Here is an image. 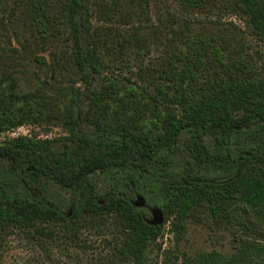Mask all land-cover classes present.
I'll list each match as a JSON object with an SVG mask.
<instances>
[{
	"label": "trees",
	"instance_id": "trees-1",
	"mask_svg": "<svg viewBox=\"0 0 264 264\" xmlns=\"http://www.w3.org/2000/svg\"><path fill=\"white\" fill-rule=\"evenodd\" d=\"M150 2L0 0L2 17H14L13 36L0 32V137L25 125L65 130L0 140V254L14 233L45 251L62 228L112 222L123 263L145 264L168 223L182 233L195 219L229 232L232 253L185 252L181 264H264V75L230 28L197 31L185 19L236 17L264 44V0H174L179 15L159 5L152 33L142 28ZM94 13L121 26L96 27ZM63 39L66 70L84 86L38 75L24 90L27 67L65 77L42 55ZM152 50L164 58L145 84L106 77ZM95 75L104 77L93 88ZM140 191L163 207V226L134 205Z\"/></svg>",
	"mask_w": 264,
	"mask_h": 264
},
{
	"label": "rangeland",
	"instance_id": "rangeland-1",
	"mask_svg": "<svg viewBox=\"0 0 264 264\" xmlns=\"http://www.w3.org/2000/svg\"><path fill=\"white\" fill-rule=\"evenodd\" d=\"M173 7V12L179 15V10L174 0H151L150 2V15L143 19V29L150 31L151 33L160 28L161 23L157 17L158 7L166 6ZM163 10V9H162ZM93 24L96 27L104 26L106 28H112L114 25H103L99 14L94 13L92 15ZM183 18V17H182ZM3 18L0 12V24L2 20L5 21L6 27H0V32L5 34L8 31L10 36H13V28L10 22L14 17ZM184 19V18H183ZM190 20L192 25L199 31L203 29V25L207 26L209 32H219L224 26L230 28L232 33L239 36L242 39V49L240 52L243 57L250 63V65L256 69L259 73L264 75V44L255 40L249 33L245 32L244 23L239 21L236 17L226 16L219 23L215 17L208 18L205 15L193 14L185 18ZM199 21H203L204 24H199ZM234 24V25H231ZM220 24V26H218ZM121 26L116 23L113 27ZM132 28V25H130ZM122 30L128 28L126 25L120 27ZM17 30L24 31L17 23ZM158 31V30H156ZM0 41L9 46L8 40L0 36ZM13 46L19 49L21 47L13 40ZM51 53L46 52L42 55L46 57L48 64L51 66L56 65L59 69L65 70V77L58 74L55 76L52 72L39 71L36 67H27L22 70L20 75L22 88L30 89L32 81H38V75L41 80H47L51 84H57V78L62 84V88L68 91L71 88L83 87V83L75 81L71 75L69 68L70 60L68 53L71 54V45L67 43L65 39L52 48ZM57 58V59H55ZM164 54L161 50L146 51L138 57L137 60L131 62L128 67H123L120 70L117 67H112V72L106 73V77L110 79H120L127 83L145 84L149 79L150 74H154L157 69H160L162 65V59ZM57 60L61 66L57 65ZM48 73V74H47ZM58 73V72H57ZM49 75V76H48ZM62 77V78H61ZM104 75H95L93 78V88L101 83ZM76 82V83H75ZM78 82V83H77ZM65 130L61 127L49 126V125H25L20 127L14 132L6 133L0 137V140L16 138L19 136H38L42 139H55L65 135ZM107 180L102 179L100 186L103 191H106ZM145 201L143 209L149 220L153 219V211H163V207L154 198L150 197L146 191H140L139 194ZM165 224V220L162 226ZM123 235L113 225L112 222L107 224H79L74 227L62 228L57 233L56 239H54L45 251H43L37 242H31L29 239L14 233L6 240L5 246L2 248L0 254V264H127L123 263L120 258L119 249L122 242ZM233 236L225 230H221L215 227L210 221L204 220L203 222H196L195 219L187 224L185 232L178 233L177 230L171 229L170 223L166 225L164 235L160 237L155 243L150 246V249L145 260V264H181L183 253L195 254L196 252L206 251H222L226 254L232 253Z\"/></svg>",
	"mask_w": 264,
	"mask_h": 264
},
{
	"label": "water",
	"instance_id": "water-1",
	"mask_svg": "<svg viewBox=\"0 0 264 264\" xmlns=\"http://www.w3.org/2000/svg\"><path fill=\"white\" fill-rule=\"evenodd\" d=\"M134 205L137 208H143L145 206V201L140 195H138L134 201ZM163 222H164V213L159 210H154L153 219L150 220L149 223L154 226H159L163 224Z\"/></svg>",
	"mask_w": 264,
	"mask_h": 264
}]
</instances>
